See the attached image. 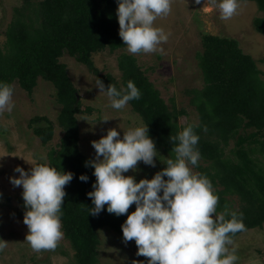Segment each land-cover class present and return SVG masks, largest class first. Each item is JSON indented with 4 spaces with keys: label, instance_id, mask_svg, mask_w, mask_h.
Returning a JSON list of instances; mask_svg holds the SVG:
<instances>
[{
    "label": "trees",
    "instance_id": "1",
    "mask_svg": "<svg viewBox=\"0 0 264 264\" xmlns=\"http://www.w3.org/2000/svg\"><path fill=\"white\" fill-rule=\"evenodd\" d=\"M252 1L262 12L253 20L254 27L264 34V0ZM26 5L23 10L27 12L17 10L18 15L7 29L5 53L0 49V81L10 83L18 79L25 89L31 90L41 75L55 85L56 98L61 105L58 121L64 126L65 133L59 149L49 152V165L58 171L73 173L72 181L64 189L61 229L74 250L76 264H95L99 244L97 230L109 227L122 235L121 225L127 213L110 214L106 206L97 215L89 213L94 205L87 193L92 191L96 178L92 167L86 166L90 160L77 146L74 114L80 111V101L76 99V89L58 58L66 51L91 66L93 52L105 47L112 50L122 47L117 0H39L34 5ZM202 46L199 65L204 85L195 96L200 123L194 130L199 135L200 157L212 163L213 173L206 166H196L200 174L211 178L214 192L219 194L216 212L223 213L227 207L222 194H237L241 197L240 207H227L228 211L243 213L245 229L259 227L264 222V170L254 167L242 145L247 135H238L240 147L234 161L222 157L217 141L211 137L221 138L242 126L264 131V81L251 56L242 52L235 39L203 33ZM120 60L122 86L111 75L94 69L97 78L105 87L111 84L118 90L126 88L129 80L133 81L142 95L139 100L129 103L142 115L154 144L172 152L175 145L169 137L177 135L184 127H179L175 114L144 75L136 59L122 54ZM51 131L49 126L35 130L43 142L50 139ZM206 132L212 135H205ZM251 134L255 132L249 136ZM261 144L264 149V141ZM80 174L88 176L87 182L78 179ZM217 185L221 186L220 190H215ZM241 232L229 235L233 239Z\"/></svg>",
    "mask_w": 264,
    "mask_h": 264
},
{
    "label": "rangeland",
    "instance_id": "2",
    "mask_svg": "<svg viewBox=\"0 0 264 264\" xmlns=\"http://www.w3.org/2000/svg\"><path fill=\"white\" fill-rule=\"evenodd\" d=\"M38 1L0 0L2 53L6 51L7 29L18 15L17 10L26 13L23 10L27 7L26 3L34 5ZM261 15L262 12L252 0H240L238 13L229 20H222L218 8L210 4L209 0H201L200 4H195L193 0H172L170 14L158 17L155 21V26L162 27L169 33L160 52L133 55L127 51L126 45L113 50L105 47L91 54L89 66L64 51L58 61L64 65L76 89V99L80 101V111L74 115L77 119L76 141L82 155L89 160L95 159L91 142L99 140L111 128H115L122 138L123 133L130 128L146 124L142 115L130 103L122 110L109 106L106 94L99 92L95 85L97 74L94 69L101 74L111 75L122 86L120 57L122 54L133 56L166 106L175 114L179 127L198 125L200 114L195 96L204 85L199 65V54L203 51L202 34L235 39L242 52L251 56L264 81V34L258 32L253 24V20ZM9 84L14 87V108L11 113L5 111L0 115V238L8 242L7 248L0 253V264H76L74 250L64 235L55 250L33 251L25 240L28 229L23 223L26 209L21 195L22 187L10 182L11 177L19 176L14 171L17 166L28 172L36 164L49 165V152L59 149L65 129L58 121L61 105L56 98L57 89L52 81L41 75H38L31 90L25 89L18 79H13ZM105 117L109 119L101 121ZM42 126H49L52 130L50 139L46 142L35 132ZM252 131L255 134L249 136ZM239 134L247 135L246 142L242 145L254 167L264 170V149L261 144L264 141V131L242 126L221 138H211L217 141L222 157L234 161L237 157L236 150L240 147L237 143ZM205 135L212 134L206 132ZM155 148L159 156L154 157V167L139 162L136 170H129L123 175L133 176L137 182L142 178L151 179L166 167L164 162L168 158H175L173 151L169 152L156 144ZM198 164L208 167L210 173H213L209 160L200 157ZM189 167L194 173L200 174L198 166ZM217 189L220 190L221 186L217 185L215 190ZM222 197L226 199L228 208L240 207L241 197L237 194L225 193ZM134 209L135 204L128 211ZM97 235L98 261L95 264H146L148 258L137 255L135 242L125 243L123 236L116 230L101 227L97 230ZM232 240L233 245L227 247L231 250L236 246L238 260L235 264H264V222L259 227L242 231Z\"/></svg>",
    "mask_w": 264,
    "mask_h": 264
},
{
    "label": "clouds",
    "instance_id": "3",
    "mask_svg": "<svg viewBox=\"0 0 264 264\" xmlns=\"http://www.w3.org/2000/svg\"><path fill=\"white\" fill-rule=\"evenodd\" d=\"M193 2L200 4L201 0ZM209 3L218 8L222 20L231 19L240 7V0H209ZM171 4L172 0H117L118 34L130 54L162 51L161 45L167 42L169 33L155 26V21L170 14ZM95 85L106 94L109 106L115 110L124 109L129 101L139 100L142 95L131 80L119 90L111 84L105 87L98 78ZM13 94L14 87L0 81V115L12 112ZM196 127L189 124L170 136L175 158H168L164 162L166 167L151 179L142 178L138 182L123 173L136 170L139 162L154 167V157L159 156L147 124L130 128L122 138L111 128L91 142L96 158L86 166L92 167L96 179L92 191L87 193L94 205L89 213L97 215L105 206L110 214L127 213L121 225L123 241H134L137 255L147 257V264H235L238 260L236 246L229 250L227 245H233L229 234L246 230L243 213L228 211L226 207L225 212L217 215L219 198L210 179L189 167L196 166L200 159ZM14 171L19 176L11 177L10 182L22 187L26 209L25 240L35 252L55 250L63 238L64 189L72 181L73 173L58 171L48 164H36L28 172L17 166ZM78 179L87 182L88 176L80 174ZM133 204L135 210L129 213ZM7 246L8 242L0 238V253Z\"/></svg>",
    "mask_w": 264,
    "mask_h": 264
}]
</instances>
